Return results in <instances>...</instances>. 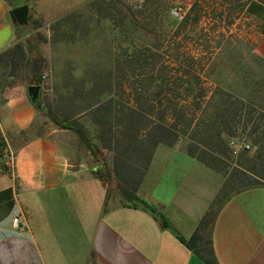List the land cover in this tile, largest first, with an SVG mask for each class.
I'll return each mask as SVG.
<instances>
[{"label":"crops","instance_id":"1","mask_svg":"<svg viewBox=\"0 0 264 264\" xmlns=\"http://www.w3.org/2000/svg\"><path fill=\"white\" fill-rule=\"evenodd\" d=\"M30 1L0 0V53L20 40L10 10ZM90 1L35 4L50 16ZM245 12L264 29L263 1L249 0ZM28 84L10 77L0 101V264H264V185L232 196L203 230L223 175L190 156L181 138L159 143L136 193L163 224L108 192L112 148L101 143L103 161H93L73 131L30 103ZM195 231L192 247L179 239Z\"/></svg>","mask_w":264,"mask_h":264},{"label":"rangeland","instance_id":"2","mask_svg":"<svg viewBox=\"0 0 264 264\" xmlns=\"http://www.w3.org/2000/svg\"><path fill=\"white\" fill-rule=\"evenodd\" d=\"M248 1L91 0L78 9L46 16L37 12L36 2L31 0L27 33L16 42L22 44L25 56L20 66L12 68L19 78L29 82L35 54L29 52L26 39L37 34L43 58L39 75L48 76L41 88V103L50 106L57 116L74 115L100 92L102 101L109 97L118 102L129 100L131 90L119 78L117 68L146 44L150 49L142 48L143 55H163L185 63L192 57V68H185L192 75H200L207 92L205 99L212 95L208 107L199 109L198 115L202 110L210 112L211 105L220 99L219 91H225L256 108V118L264 112V29L246 14ZM2 79L0 75V82ZM128 79L131 82L140 78ZM250 127L243 130L240 125L236 129L233 137L244 138L250 145L237 154L230 152L228 140L232 137L227 138L223 161L228 171L249 165L256 150ZM180 138L186 148L187 139ZM108 192L121 197L114 181ZM237 193L228 190V199Z\"/></svg>","mask_w":264,"mask_h":264},{"label":"trees","instance_id":"3","mask_svg":"<svg viewBox=\"0 0 264 264\" xmlns=\"http://www.w3.org/2000/svg\"><path fill=\"white\" fill-rule=\"evenodd\" d=\"M15 27L19 37L27 33L25 26ZM37 38L36 34L35 37L27 38L26 42L29 52L35 54L32 76L28 83L39 85L41 77L38 66L43 58ZM142 48L150 49L146 44ZM142 48L135 49L117 68L119 78L131 90L129 100L118 102L109 97L102 101L99 98L102 94L100 92L96 99L88 102L74 115L57 116L50 106L43 103V108L39 110L54 124L73 131L95 162L103 161L100 144L109 145L113 151V176L121 197L127 202L149 209L161 218L163 224L166 221L162 214L141 199L136 190L155 147L159 143L171 146L180 136H185L186 152L224 177L209 210L199 224L205 230L214 220L218 209L228 200V190L240 192L264 185V112L258 113L259 116L254 118L256 108L248 106L243 99L236 98L229 92L219 91L220 99L211 105V111L205 113L202 110V114L198 115L199 109L208 107L212 95L205 99L207 92L200 75H192L185 68H192V57L188 63L178 58L166 59L163 55L154 58L152 55H143ZM24 56L25 50L19 42L0 53V75L3 78L0 82V101L5 82L10 77H18L12 67L20 66ZM129 76L140 79L129 82ZM86 120L95 127L92 133ZM249 124V135L254 136L252 139L256 146L254 155L247 168L234 167L228 171L223 161L226 157L227 138L235 135L238 126L242 125L244 130ZM197 234L198 231H195L190 239L186 240L181 236L179 239L192 247V240Z\"/></svg>","mask_w":264,"mask_h":264},{"label":"water","instance_id":"4","mask_svg":"<svg viewBox=\"0 0 264 264\" xmlns=\"http://www.w3.org/2000/svg\"><path fill=\"white\" fill-rule=\"evenodd\" d=\"M10 18L13 24L19 26H26L28 24V5L22 4L20 6L14 7L9 12ZM27 96L30 103L37 109H42L43 104H41V86L38 84H29L26 87Z\"/></svg>","mask_w":264,"mask_h":264},{"label":"built area","instance_id":"5","mask_svg":"<svg viewBox=\"0 0 264 264\" xmlns=\"http://www.w3.org/2000/svg\"><path fill=\"white\" fill-rule=\"evenodd\" d=\"M48 80V76L44 73L40 78V86L43 88ZM249 143L244 138H235L232 137L228 140V147L232 154H237L240 150L249 148ZM20 217L14 216L11 220L13 227H19Z\"/></svg>","mask_w":264,"mask_h":264}]
</instances>
